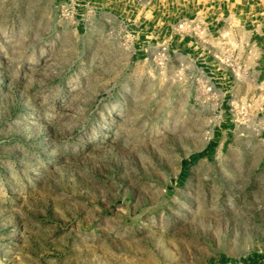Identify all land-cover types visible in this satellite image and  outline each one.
Returning <instances> with one entry per match:
<instances>
[{"label": "rangeland", "instance_id": "rangeland-1", "mask_svg": "<svg viewBox=\"0 0 264 264\" xmlns=\"http://www.w3.org/2000/svg\"><path fill=\"white\" fill-rule=\"evenodd\" d=\"M69 3L0 0V264H264V133Z\"/></svg>", "mask_w": 264, "mask_h": 264}, {"label": "built area", "instance_id": "built-area-1", "mask_svg": "<svg viewBox=\"0 0 264 264\" xmlns=\"http://www.w3.org/2000/svg\"><path fill=\"white\" fill-rule=\"evenodd\" d=\"M83 8L82 1L70 0L64 12L81 21ZM255 35L253 28L231 17L218 28L196 15L170 24L166 38L150 44L145 41L142 50L159 67H174L179 58L189 57L181 65L187 71L191 68L189 78L197 86L196 98L229 104L227 115L247 118V129L264 133V47ZM188 47L192 53L186 51Z\"/></svg>", "mask_w": 264, "mask_h": 264}, {"label": "crops", "instance_id": "crops-1", "mask_svg": "<svg viewBox=\"0 0 264 264\" xmlns=\"http://www.w3.org/2000/svg\"><path fill=\"white\" fill-rule=\"evenodd\" d=\"M83 2V0H80ZM88 3L105 2L110 7H119V15L124 26L131 15H135V48L139 55L145 41L154 43L167 37L169 26L185 17L200 15L206 22L218 28L225 24L228 17L242 22L254 29L257 41L264 47V0H86ZM87 5V4H86ZM85 5V6H86ZM128 6L137 7L140 18L136 14H128ZM111 12V10H110ZM83 23V22H81ZM126 32V31H125ZM193 52L192 47L186 51Z\"/></svg>", "mask_w": 264, "mask_h": 264}, {"label": "bare ground", "instance_id": "bare-ground-1", "mask_svg": "<svg viewBox=\"0 0 264 264\" xmlns=\"http://www.w3.org/2000/svg\"><path fill=\"white\" fill-rule=\"evenodd\" d=\"M212 134H213V132L210 131L209 135L207 136V140H209L211 138Z\"/></svg>", "mask_w": 264, "mask_h": 264}]
</instances>
